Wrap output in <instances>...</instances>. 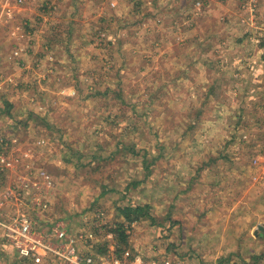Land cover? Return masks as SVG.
<instances>
[{
  "label": "rangeland",
  "instance_id": "374dc122",
  "mask_svg": "<svg viewBox=\"0 0 264 264\" xmlns=\"http://www.w3.org/2000/svg\"><path fill=\"white\" fill-rule=\"evenodd\" d=\"M5 3L3 185L24 207L102 253L264 264V0Z\"/></svg>",
  "mask_w": 264,
  "mask_h": 264
},
{
  "label": "built area",
  "instance_id": "2783aa9c",
  "mask_svg": "<svg viewBox=\"0 0 264 264\" xmlns=\"http://www.w3.org/2000/svg\"><path fill=\"white\" fill-rule=\"evenodd\" d=\"M8 10L6 0L3 12ZM19 163L18 156L0 149V264H174L160 253L143 260L130 250H117L116 245L115 249L111 247L107 253H102L96 249L99 241L95 234L86 230L72 231L62 220L41 218L49 210L47 202L33 197L31 205L24 207V181L17 186L3 185V181L6 183L8 177L22 168H18ZM40 174L42 179L48 180L47 175Z\"/></svg>",
  "mask_w": 264,
  "mask_h": 264
},
{
  "label": "trees",
  "instance_id": "16d2710c",
  "mask_svg": "<svg viewBox=\"0 0 264 264\" xmlns=\"http://www.w3.org/2000/svg\"><path fill=\"white\" fill-rule=\"evenodd\" d=\"M128 211H129V212H132L133 215H135V218H138L139 216L145 214L144 210L141 209V208H135V209H133V210L128 209ZM128 217H129V214L126 213V219H127V220H129ZM114 233H116L117 238H118L121 242H123V243H125V245H127V244H126L127 235H125V231L123 230L122 227L119 228V226H118V228L114 229ZM120 250H121V249H120Z\"/></svg>",
  "mask_w": 264,
  "mask_h": 264
},
{
  "label": "water",
  "instance_id": "95a60500",
  "mask_svg": "<svg viewBox=\"0 0 264 264\" xmlns=\"http://www.w3.org/2000/svg\"><path fill=\"white\" fill-rule=\"evenodd\" d=\"M259 230L261 231V230H262V228H259Z\"/></svg>",
  "mask_w": 264,
  "mask_h": 264
}]
</instances>
